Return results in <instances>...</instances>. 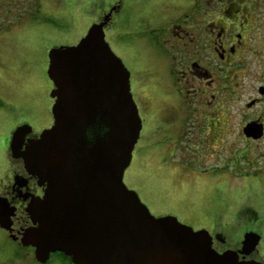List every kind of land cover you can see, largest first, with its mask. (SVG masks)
<instances>
[{"label": "water", "instance_id": "95a60500", "mask_svg": "<svg viewBox=\"0 0 264 264\" xmlns=\"http://www.w3.org/2000/svg\"><path fill=\"white\" fill-rule=\"evenodd\" d=\"M108 18L77 44L48 51L53 123L23 150L30 126L12 134L13 156L44 186L25 210L34 226L22 244L35 248L39 262L61 252L73 264H238L231 252L213 253L207 230L153 216L125 186L141 119L129 72L105 40ZM9 216H0V227L8 228ZM244 238L251 248L259 241L251 232Z\"/></svg>", "mask_w": 264, "mask_h": 264}, {"label": "rangeland", "instance_id": "374dc122", "mask_svg": "<svg viewBox=\"0 0 264 264\" xmlns=\"http://www.w3.org/2000/svg\"><path fill=\"white\" fill-rule=\"evenodd\" d=\"M17 1L15 7L9 0H0V174L5 169L1 146H6L11 128L24 121L23 118L31 121L34 117V132L40 133L52 119V84L46 75L48 51L52 47L77 44L91 25L102 21L107 14L111 16V7L117 3L113 20L108 23V18L104 30L105 40L130 73V90L140 117L144 118L134 158L132 154L124 172L125 186L138 195L155 217L174 216L194 230L213 229L232 244L240 239L243 228L249 224L261 232L264 245V211L261 198L255 192L257 188L247 187L251 184L244 183L242 175L232 169L228 173L201 171L203 168L195 159L200 158L202 148L193 147L195 142L188 140L196 134L193 128L182 135L174 117L171 121L165 119L175 110L168 103L171 99L166 97L164 101L163 92L175 95V87L165 76L164 62L157 61L154 72L160 76L163 92L143 73L148 66H153L146 60L160 57L161 53L150 43H163L159 29L148 27L166 26L168 17L165 16L169 13L150 8L144 13L136 12L139 10L133 13L128 5L134 0H119L121 3L115 0ZM162 2L159 0L160 5ZM139 3L148 6L152 2L139 0ZM14 10L17 17L11 14ZM10 19L15 21L14 25L7 22ZM140 21L149 26L142 28ZM181 147L185 162L179 161ZM217 148L220 153L225 151L222 141ZM225 153L232 164L235 152ZM216 156L207 157L205 168H211ZM176 162L180 166L176 167ZM20 264L31 263L25 259Z\"/></svg>", "mask_w": 264, "mask_h": 264}, {"label": "flooded vegetation", "instance_id": "af4514ba", "mask_svg": "<svg viewBox=\"0 0 264 264\" xmlns=\"http://www.w3.org/2000/svg\"><path fill=\"white\" fill-rule=\"evenodd\" d=\"M9 1L15 7L19 2ZM142 1L152 3L144 6L139 0H134L128 9L133 13L135 10L144 13L146 8L169 13L165 16L168 17L166 26H149L140 21L142 28L159 29L158 35L163 42L150 43L161 53L160 57L146 60L153 66H148L143 73H147L161 90L160 76L154 72L157 61H163L165 76L173 81L175 87V95L161 90L164 101L166 97L171 99L168 103L175 110L165 119L171 121L174 117L182 135L193 128L196 134L188 140L195 142L193 147L202 148L198 154L200 158L195 159L199 160L202 172L237 171L244 183L251 184L247 187L257 188L254 190L261 198L264 211V0H163L161 5L159 0ZM111 9L108 23L118 9L117 3ZM11 14L18 16L15 10ZM134 18L133 15V23ZM7 22L15 24L11 19ZM151 51L157 55L156 51ZM23 120L11 128L6 134V146H1L5 169L0 174V216L5 212L10 216L8 228L0 227V264H20L25 259L31 264H72L61 252L50 253L45 262H39L35 248L21 242L24 230L34 226L25 211L27 205L44 194V186L27 173L22 159L13 156L10 150L12 134L18 126H30L21 150L41 133L34 132V117L31 121ZM141 121L144 129L143 117ZM52 123L53 118L48 128ZM220 141L224 146L223 153L217 148ZM230 150L235 152L232 164L225 153ZM184 152L181 147L180 162H185ZM210 154H217V159L211 168H205L208 166L205 160ZM178 165L180 163L176 162L175 166ZM179 169L182 170L181 167ZM259 226L262 227V223ZM207 231L211 235V250L216 255L231 252L238 264H264V245L258 229L248 224L234 244L220 232ZM250 232L259 235L258 243L252 248L243 244L244 235Z\"/></svg>", "mask_w": 264, "mask_h": 264}, {"label": "crops", "instance_id": "0c3cea01", "mask_svg": "<svg viewBox=\"0 0 264 264\" xmlns=\"http://www.w3.org/2000/svg\"><path fill=\"white\" fill-rule=\"evenodd\" d=\"M137 146H138V143H137V145L135 146L134 153H135V150H136ZM134 153H133V158H134Z\"/></svg>", "mask_w": 264, "mask_h": 264}, {"label": "trees", "instance_id": "16d2710c", "mask_svg": "<svg viewBox=\"0 0 264 264\" xmlns=\"http://www.w3.org/2000/svg\"><path fill=\"white\" fill-rule=\"evenodd\" d=\"M64 257H65V259H67V260L70 262V258H69V257H67V256H65V255H64Z\"/></svg>", "mask_w": 264, "mask_h": 264}]
</instances>
